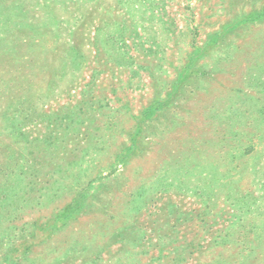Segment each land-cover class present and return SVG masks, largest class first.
<instances>
[{"label": "rangeland", "instance_id": "374dc122", "mask_svg": "<svg viewBox=\"0 0 264 264\" xmlns=\"http://www.w3.org/2000/svg\"><path fill=\"white\" fill-rule=\"evenodd\" d=\"M0 264H264V0H0Z\"/></svg>", "mask_w": 264, "mask_h": 264}]
</instances>
